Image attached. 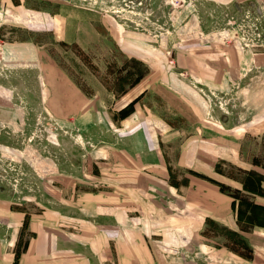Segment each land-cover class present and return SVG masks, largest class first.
<instances>
[{
	"label": "rangeland",
	"instance_id": "rangeland-1",
	"mask_svg": "<svg viewBox=\"0 0 264 264\" xmlns=\"http://www.w3.org/2000/svg\"><path fill=\"white\" fill-rule=\"evenodd\" d=\"M200 96L232 107L236 124L252 120L250 146L236 147L246 164L209 176L179 166L182 148L201 144ZM263 124L264 0H0V235L7 211L25 214L16 257L35 235L30 218L52 210L65 242L111 253L113 232L98 225L115 210L102 193L133 189L139 205L116 217L146 222L151 264H264V241L259 258L211 221L195 239L193 212L182 228L177 201L146 206L144 195L186 170L252 201L241 182L264 169Z\"/></svg>",
	"mask_w": 264,
	"mask_h": 264
},
{
	"label": "crops",
	"instance_id": "crops-1",
	"mask_svg": "<svg viewBox=\"0 0 264 264\" xmlns=\"http://www.w3.org/2000/svg\"><path fill=\"white\" fill-rule=\"evenodd\" d=\"M225 82L223 83L228 87L229 80ZM207 88L212 93L218 89L216 86H207ZM207 94L209 95V93ZM200 104V112L198 111L196 114L200 115V121L203 123L201 129L197 131L200 132L201 144L186 151V148L183 147L178 159L179 166L182 167L184 163L186 169L209 176L215 172L218 163L222 161L232 164H246L248 158L244 154L240 157L236 147L250 146L248 133L254 129L251 126L252 120L248 117L243 119L242 123L236 124L232 117L235 114L232 107H213V105H208L203 96H200ZM236 130L242 131L241 140L236 138ZM259 131H264V124ZM186 155L190 160H186ZM157 159L158 163H161L160 158ZM260 173L264 175V169ZM182 174L184 175H178L177 178L169 173L168 176L157 177L154 184L158 183L157 185L162 186L147 189L144 195L148 199L150 197L152 201L149 202L146 199L145 205L151 204L153 207L162 205L163 208H166L169 204L168 201L175 200L181 210L178 217H183V220H178L182 228L186 225L185 215L193 212V218L188 227L194 230L192 232L195 234V239L202 237L206 223L211 221L242 234L253 248L256 256L262 258L261 246L264 240L261 236L264 235V227H255L249 232L241 231L231 196L224 193L216 184L193 173L183 170ZM128 191L124 194L122 189H115L111 192L102 193L106 203H109L110 207L113 206L115 210L113 218H105L103 219L104 223L99 221L98 225L99 229L109 227L113 232V236H108L109 239H105L104 236L102 239L106 248L108 244H113L114 250H111V253L105 251L96 255L90 250V243L89 245L83 244L85 247L81 248L72 236H70L69 242H65L63 236L68 233L66 234L61 228L59 222L63 215L60 211L52 210L30 218L32 232L35 235L30 239L27 249L21 254L17 264H96V262L97 264H151L154 257L152 246L149 244L151 240L142 233L147 226L146 222L135 217L131 218L133 217L132 214H128L127 216L131 219H128L124 225L122 217L120 220L119 217H116V215H121L119 211H123L124 206H128L125 207V210L128 211L133 210L135 205H139L137 193L133 189ZM251 196L253 202L264 206V196ZM161 197L164 198V201ZM169 209L171 208L169 207ZM147 213L146 211L144 214ZM5 215L7 227L5 234L0 235V264H14L16 262L15 247L19 239V228L25 220V214L10 209ZM179 233L183 234L184 232L180 230ZM158 238L160 237H156L154 241L157 242ZM111 258L113 263H107Z\"/></svg>",
	"mask_w": 264,
	"mask_h": 264
},
{
	"label": "trees",
	"instance_id": "trees-1",
	"mask_svg": "<svg viewBox=\"0 0 264 264\" xmlns=\"http://www.w3.org/2000/svg\"><path fill=\"white\" fill-rule=\"evenodd\" d=\"M138 82L139 80L136 81L133 84V86L136 85ZM194 175L208 179L207 177L202 176V175L200 176L197 173L196 174L194 173ZM208 180L216 184V182H214L213 180H210V179ZM241 183L243 185L244 193L248 195L264 196V188H263L264 175L263 174H260L254 171L246 172V177L242 180ZM231 196L232 198H234L233 208L237 213L238 222L239 223L244 222L247 224V226L242 227L243 231L249 232L251 231L249 228L252 229L255 227H264V206L257 205L253 201L245 200L243 196L242 197H238L236 195H231ZM239 200H240V204L238 205L237 201ZM19 257H16L17 260L19 259Z\"/></svg>",
	"mask_w": 264,
	"mask_h": 264
}]
</instances>
